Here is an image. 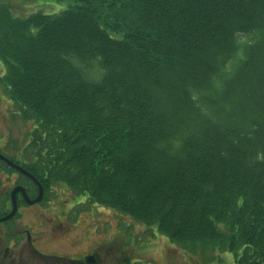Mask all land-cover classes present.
<instances>
[{
    "label": "trees",
    "instance_id": "obj_1",
    "mask_svg": "<svg viewBox=\"0 0 264 264\" xmlns=\"http://www.w3.org/2000/svg\"><path fill=\"white\" fill-rule=\"evenodd\" d=\"M74 1L0 5L27 169L187 250L264 264V0Z\"/></svg>",
    "mask_w": 264,
    "mask_h": 264
},
{
    "label": "flooded vegetation",
    "instance_id": "obj_2",
    "mask_svg": "<svg viewBox=\"0 0 264 264\" xmlns=\"http://www.w3.org/2000/svg\"><path fill=\"white\" fill-rule=\"evenodd\" d=\"M0 123L6 125L5 114ZM0 140H3L0 146L6 147L8 140L3 137ZM20 148L15 149L14 154L18 153L19 157L13 155L14 161L25 167L23 147ZM38 181L0 159V264H181L171 259L163 261L162 250L155 255L149 235L136 243L134 238L113 243L101 238L99 228L85 246L83 230L77 232L76 228L87 210L68 204L61 217L53 207L57 195L53 191L47 193L45 187L44 199L29 202L26 196L30 201L35 200L43 186ZM16 188L19 190L15 191ZM210 262L233 264L229 254L225 260L220 255Z\"/></svg>",
    "mask_w": 264,
    "mask_h": 264
},
{
    "label": "rangeland",
    "instance_id": "obj_3",
    "mask_svg": "<svg viewBox=\"0 0 264 264\" xmlns=\"http://www.w3.org/2000/svg\"><path fill=\"white\" fill-rule=\"evenodd\" d=\"M77 3L74 0H0V5L7 6L11 14L16 18H28L36 13H43L48 15L60 14L61 12L75 6ZM5 74L4 63L0 60V76L3 77ZM0 94L4 95L0 102V118L5 114L7 117V123L2 126L0 123V138L5 137L8 139L7 148L0 146V151L5 155L13 157H19V154H14L15 149H20L23 147L28 139L27 133L32 129V123L22 120H12L11 112L13 107L7 104L10 100L7 97V90L0 84ZM3 143V140H0ZM21 145V146H20ZM12 154H11V153ZM16 159V158H15ZM58 191L61 193L59 200L54 202L55 212L61 217L64 216L63 211L66 209L67 205L71 203L73 192L69 190L65 185H57ZM87 198V197H86ZM85 196L81 199L78 196V200L74 202L73 205L79 204L81 200V207H91L92 204H85ZM87 210V209H85ZM66 223H69L68 221ZM224 228L223 226H220ZM101 228L100 232L101 238L108 241L124 242L134 238V243L138 241L139 238L144 239L146 235H153L154 231L150 230L149 227L143 225L142 223L134 220L127 214L119 212L109 207L105 206H94L85 212L83 222L80 223L76 231H82V243L87 246L89 245L90 238L94 237L93 231ZM151 247L155 250V255L162 250L163 261L168 259L176 260L181 264H216L210 262L216 258V255L212 252H207L205 255L198 253H190L184 250L182 247L174 245L170 240L165 238V236L158 234L152 240ZM68 246V244H67ZM164 252L166 255H164ZM214 258V259H213ZM186 259V262L185 260ZM226 258H224L225 260Z\"/></svg>",
    "mask_w": 264,
    "mask_h": 264
},
{
    "label": "water",
    "instance_id": "obj_4",
    "mask_svg": "<svg viewBox=\"0 0 264 264\" xmlns=\"http://www.w3.org/2000/svg\"><path fill=\"white\" fill-rule=\"evenodd\" d=\"M0 157L1 158H3V159H5L4 157H2L1 155H0ZM6 160V159H5ZM11 163V162H10ZM12 164V163H11ZM13 165V164H12ZM27 175H29L28 173H27ZM41 197H42V194H40V196H39V198L36 200V201H38V200H40L41 199Z\"/></svg>",
    "mask_w": 264,
    "mask_h": 264
}]
</instances>
